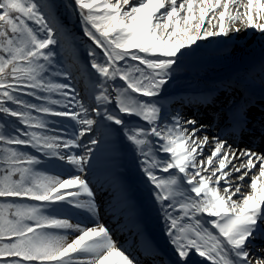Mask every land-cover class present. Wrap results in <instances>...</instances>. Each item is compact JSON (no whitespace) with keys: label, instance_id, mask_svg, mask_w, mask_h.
I'll use <instances>...</instances> for the list:
<instances>
[{"label":"snow or ice","instance_id":"1","mask_svg":"<svg viewBox=\"0 0 264 264\" xmlns=\"http://www.w3.org/2000/svg\"><path fill=\"white\" fill-rule=\"evenodd\" d=\"M62 9L94 45L92 71L80 70L87 102L57 59L67 37ZM241 24L264 34V0H0V114L15 118L0 119V264H137L101 222L87 179L100 143L92 134L112 125L141 157L180 264L193 250L210 264H264L250 247L264 238V153L198 135L203 125L180 113L169 119L161 103L174 66L190 54L182 50ZM246 113L237 110L233 132L246 129ZM46 117L66 118L71 131L50 129ZM25 147L64 161L69 175L37 168L45 161ZM73 210L92 222L73 221Z\"/></svg>","mask_w":264,"mask_h":264},{"label":"rangeland","instance_id":"2","mask_svg":"<svg viewBox=\"0 0 264 264\" xmlns=\"http://www.w3.org/2000/svg\"><path fill=\"white\" fill-rule=\"evenodd\" d=\"M63 2L68 3L69 0H63ZM132 2L135 3L136 0H132ZM239 11H243V9L241 8L239 9ZM209 15L211 16L212 14L210 13ZM60 20L61 23L67 26L66 28L67 37L64 40L63 49L61 48L56 49L58 53L57 59H59L65 66L70 67L71 71L73 72V75L75 76V79L64 82L74 84L75 87L80 91L81 96L84 97L85 101L87 102L88 97L85 96V87H86L85 81L83 77L80 75V70L82 67H86L89 71H92L90 69V65L88 64L89 58L87 56V51L90 47L94 48V45H92L91 41H89L87 37L83 35L81 31V26L78 22V17L76 15L69 16L68 13L62 9L60 12ZM69 21L71 23H69ZM213 23H216V21H213ZM239 26L242 29L240 32L238 33L230 32L229 34L234 38H237V41L243 40L242 37H246L245 32L248 31V29L243 30L244 26L242 24ZM205 27H207V23L205 24ZM215 38H220V37L210 38L209 40L206 41H213ZM247 50L248 49H243V51L240 54L237 53L238 60L241 59L242 55ZM182 51H186L190 54L185 57H181L180 63L174 66L175 71L173 73V78L164 87V90L162 92L161 103L164 106L167 117L170 119L171 116L175 113H180L182 117H184V119H191V117L189 116H194L193 118H195V120H197L199 124L203 125L201 132L197 133L198 135L204 134V135H208L210 138L218 137L224 140L223 139L225 138L224 126L223 124L220 125L219 123L220 121L225 120V118H221V116L223 112H225V110L227 109V107L224 106L225 101L227 99L222 98L221 96V104L219 103V101L209 102V107L211 111L200 112L201 107H199L197 103H194V101L198 100V97H193L195 94L199 93L202 90L201 89L202 87L204 88V85L208 83L211 84L212 79H207L208 83H206L205 82L206 78L204 76L208 74V71L212 67L220 65L224 61V58L223 56L221 57V55H218L219 56L218 59H213L212 57H214L215 55L208 53L207 48L199 45V42H197L196 45H193L192 48L184 49ZM262 58L263 59L261 61V64L258 66L259 68L254 69L257 70V72L253 74L254 78L259 79L261 77V72L264 71V57ZM233 64H234V60L230 61V63L226 65L227 69H231L230 66ZM237 64L238 63H235L234 65L237 66ZM240 64L244 65L242 62ZM243 69L245 68L243 67ZM239 74H241L240 75L241 80L248 81L246 76H250V75L247 74L246 71ZM57 79L63 80V77ZM116 83L120 85L123 84V82L119 80H117ZM258 88L264 89L263 86H258ZM224 93L225 96H227L228 98L235 93V90L232 88H227L226 90H224ZM178 94H181V96H178ZM188 94L190 95L188 96ZM262 94H264V91L262 92ZM190 97H193L194 99L189 103V105L184 102L183 103L179 102V101L187 102V99ZM22 98L28 100L31 103H41L40 101H36L32 97L24 96ZM140 99H147V98L140 97ZM94 103L95 102L93 100L92 104L94 105ZM178 104H181L183 108L179 109ZM9 106L15 107L13 105H9ZM110 107H112L113 111L117 112L118 114V109H116L115 105H111ZM183 110H187V111L183 112ZM217 113H219L221 116H219L216 120L215 115ZM46 118L50 121V129L65 134L66 132L71 131V129H65V125L66 123H68L66 118H60V117H46ZM123 118L126 121L132 122L129 126L137 127V128L146 127L145 123L143 121H140L138 118L127 117V116H124ZM248 118L249 116L247 114V121ZM3 119H15V118L3 117ZM58 121L60 123H57ZM17 127H23V125L17 124ZM263 127H264V123L262 119L261 118L255 119V117L251 114V121H248V125L245 130H248L249 132H253L254 134H260L262 140ZM92 135L96 136L100 140V143L98 146L94 147V149L98 152V156H97L98 159H97V163L94 164L91 168H89V171L87 173V179L90 181L93 178L99 177L105 171L112 172V176L119 181L124 191L130 195L133 204L136 207L137 215L139 216V219L140 220L146 219L148 221L147 218L148 215L150 216L153 215L155 210L154 208L158 204L154 200L155 190L153 186L150 184V182L147 180L146 174L142 170L140 163L141 157L139 156L138 151H136L134 145H132L131 142H129L125 138L123 133L119 131V126L112 125L111 130L105 132L103 135H100L99 133H94ZM229 137L231 140H229L228 138L225 139L227 140L228 143L229 141H232V139H234V135L231 136L229 135ZM90 138L91 136L86 137L85 139H90ZM260 142L261 141H257L255 140V138L252 139L243 133L241 141L237 145L233 143H229V144L236 149L249 148L253 151L264 153V150L262 149V147H260ZM14 147H20V146H14ZM24 151L32 153L35 156L41 157V159L44 160L45 162L40 165H37L36 167L45 171L47 174L53 175L52 171L58 168L59 166L69 167L64 161H59L55 158L49 160L48 158L42 157L41 153L36 152L34 149L30 147H25ZM74 151H79V150H74ZM206 151H208L207 148ZM236 174L237 173H233L234 176ZM157 175L166 176L167 174L160 173L157 170ZM236 183H240V182L236 181ZM90 184L91 187L93 188L92 185L93 182L90 181ZM233 199L235 200L236 197H233ZM28 203H37V202L28 201ZM157 212L158 215L161 217L162 214L160 213L159 209L157 210ZM144 222L145 221H143V223ZM154 225H158V223H154ZM154 225L152 224L150 226L148 223V225H145L146 227L142 226L136 228L132 233V235L135 236V239L137 241L135 243L141 244L142 241L148 242L147 238L143 236L144 230L148 231L147 232L148 235H152V237H158L160 233L158 232V229L154 227ZM159 238L162 237L160 236ZM163 239H166V237H163ZM117 240L118 238L115 239V241ZM161 241L163 242V244H161ZM161 241L160 244L157 245L159 249L164 250L167 253L175 252L168 238L165 241L163 240ZM251 249L253 255L261 256L260 255L261 250L264 249L263 238H259V237L256 238L253 241V245L251 246ZM173 259H174L173 262L177 263L176 258L173 257Z\"/></svg>","mask_w":264,"mask_h":264},{"label":"bare ground","instance_id":"3","mask_svg":"<svg viewBox=\"0 0 264 264\" xmlns=\"http://www.w3.org/2000/svg\"><path fill=\"white\" fill-rule=\"evenodd\" d=\"M244 2H246V0H244ZM216 11L219 12L220 9H217ZM245 33L246 37H242L243 40L241 41H237V38H234L231 35L226 37L221 36L220 38H215L213 41H198L199 45L207 48L208 53L215 55L214 57H212L213 59H218V55H221V57L223 56L224 61H221L222 63L220 65L214 66L208 71V74L204 76L206 78L205 82L208 83L207 79H212L211 84L208 83L204 85V88L202 87V90L199 93L195 94L193 97H198L200 100H202V98L207 99L208 97H211L218 88L222 86H231V84L235 82L237 88L239 89V92L235 96V98L231 100L230 103H225L226 107L230 104L229 109L226 113V116L230 117V119H235L236 110L239 109L240 111H243L246 107V101L256 97V95H259L262 91L260 88H258V86L260 85L259 80L249 79V82H245L240 79L241 74L239 73H243L246 71V73L252 77L253 74L257 72V70L254 69L259 68L258 66L261 64V61L263 59L262 57H264V34H261L254 29H248V31H246ZM243 49L248 50L242 55L241 59L238 60L237 53L240 54ZM232 60H234V64L238 63L237 66L233 64L230 66L231 69H227L226 65ZM241 62L244 65H241ZM243 67L245 69H243ZM260 78H264L263 71ZM244 93L245 98H242L244 96ZM189 95L190 94H188V96ZM178 96H181V94H178ZM193 97L188 98L187 102H179L189 104L194 99ZM178 105L181 106V104ZM203 106H206V104L204 103ZM97 156L98 152L94 149L90 162V168L97 163ZM233 162L236 164L240 163V161ZM68 166L69 167L59 166L52 171L53 175L58 174L61 178H65L67 175H69L68 169L71 168L70 165ZM253 171H256V169H253ZM236 175H238V173ZM90 181L93 182L92 185L99 206V218L101 222L104 223L109 229H111V233L114 239L118 238L116 242H118L126 251H129L131 254L130 256L133 259L138 258L137 261L143 262L147 261L146 258L149 255L151 257L150 261H152L154 264H176L172 263L174 257L178 262L177 264H180L176 252H160L157 248H151L150 242L142 241L140 246L143 248V251L145 253L142 256L139 254V248L134 245L137 241L132 233L136 228L145 225L143 221L148 222L150 226L154 223H158L157 227L159 226V229L160 227H163L162 232H159L160 236L162 238H168L167 235H165V224L162 216L160 217L157 212V210L159 209L158 205H156V207L154 208L155 210L153 215H148V221L146 219L140 220L139 216L137 215L136 207L133 206V203L130 201L131 197L127 195L119 181L112 176V172L105 171L102 175L93 178ZM248 183L249 178L246 177L244 184ZM243 191L249 192L250 188H244ZM71 215L73 221H80L84 224H90L92 222L88 219L86 214L79 213L76 210H73ZM213 231L215 232V230ZM166 239H163V241H165ZM161 244H163L162 241ZM252 245L253 241L250 247ZM260 255L264 256V251H261ZM188 264H210V262L201 258L193 250L188 258Z\"/></svg>","mask_w":264,"mask_h":264},{"label":"trees","instance_id":"4","mask_svg":"<svg viewBox=\"0 0 264 264\" xmlns=\"http://www.w3.org/2000/svg\"><path fill=\"white\" fill-rule=\"evenodd\" d=\"M0 119H3V116H2V114H0Z\"/></svg>","mask_w":264,"mask_h":264}]
</instances>
